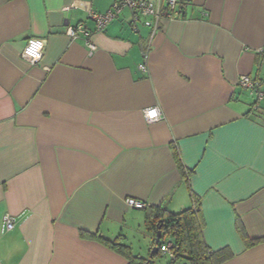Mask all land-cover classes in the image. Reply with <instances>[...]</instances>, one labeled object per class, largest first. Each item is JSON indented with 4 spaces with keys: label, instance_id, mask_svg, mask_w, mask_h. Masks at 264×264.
Returning a JSON list of instances; mask_svg holds the SVG:
<instances>
[{
    "label": "crops",
    "instance_id": "0c3cea01",
    "mask_svg": "<svg viewBox=\"0 0 264 264\" xmlns=\"http://www.w3.org/2000/svg\"><path fill=\"white\" fill-rule=\"evenodd\" d=\"M115 2L0 0V264H130L103 240L151 260L148 210L196 200L205 243L227 257L216 264H264V100L255 108L240 85L264 91V0L185 2L153 37L146 73L144 18L136 31L124 10L97 31L91 15ZM79 25L93 55L68 36ZM30 39L44 42L37 65L21 57Z\"/></svg>",
    "mask_w": 264,
    "mask_h": 264
},
{
    "label": "built area",
    "instance_id": "2783aa9c",
    "mask_svg": "<svg viewBox=\"0 0 264 264\" xmlns=\"http://www.w3.org/2000/svg\"><path fill=\"white\" fill-rule=\"evenodd\" d=\"M184 4L182 0H166L164 8L156 3L147 0H116L113 8L106 14H92L91 17L97 24V31H102L110 22L116 19L124 10H129L132 13L134 28L138 30L140 19L144 18L143 25L151 30V37L146 48L142 50L143 62L138 66L143 73L148 72V60L152 47V40L156 32L160 29L164 19H170L180 16L183 13ZM68 36L73 39H85L89 48L90 55H93L97 47L91 42L92 33L79 25L68 30ZM44 42L37 39H30L22 52V59L31 65H37L44 57ZM240 85L246 89H251L257 95V104L264 100V91L261 86L257 85L251 78L244 76L240 80ZM145 117L149 123L156 122L161 118V112L158 108H150L145 111ZM128 207L132 209H145L146 204L134 199L126 200ZM15 218L7 215L4 218V230L10 231L14 228ZM173 244H168L162 247V252H166ZM172 258L173 254L171 255Z\"/></svg>",
    "mask_w": 264,
    "mask_h": 264
},
{
    "label": "trees",
    "instance_id": "16d2710c",
    "mask_svg": "<svg viewBox=\"0 0 264 264\" xmlns=\"http://www.w3.org/2000/svg\"><path fill=\"white\" fill-rule=\"evenodd\" d=\"M182 3L185 2L182 1ZM178 162L183 175L188 177L190 172L184 169L181 160ZM146 224L147 229L154 232L156 239L158 231L161 230L162 232V239L158 244L155 239L156 246L151 252L152 261L160 257L162 247L168 245L167 242L163 241L165 237H168L173 244L171 247L173 262L179 258H184L189 260L190 264H216L227 258L224 256V252H213L205 243L203 236L204 219L200 203L197 200L193 207L179 213H170L162 208H151L147 212ZM240 232L243 233L242 230ZM243 237L246 240L244 235ZM103 241L126 256L130 264H152L151 260L135 256L130 247L123 242ZM156 249L157 251H154Z\"/></svg>",
    "mask_w": 264,
    "mask_h": 264
},
{
    "label": "rangeland",
    "instance_id": "374dc122",
    "mask_svg": "<svg viewBox=\"0 0 264 264\" xmlns=\"http://www.w3.org/2000/svg\"><path fill=\"white\" fill-rule=\"evenodd\" d=\"M255 100L254 101H256V98H254ZM139 241H143V239L140 237V238H137V240L135 241L133 238L132 239H130V243H132L133 245H131L132 246V248H133V251H136L137 253L139 252V250L143 247V246H145V245H143V244H139ZM163 241L164 242H168L169 241V238L168 237H165L164 239H163ZM143 255H145V254H143ZM167 260L168 259H161V260H159L158 259V257H157V262H156V264H166L167 263ZM185 261H182L181 263H179V264H185L184 263Z\"/></svg>",
    "mask_w": 264,
    "mask_h": 264
},
{
    "label": "water",
    "instance_id": "95a60500",
    "mask_svg": "<svg viewBox=\"0 0 264 264\" xmlns=\"http://www.w3.org/2000/svg\"><path fill=\"white\" fill-rule=\"evenodd\" d=\"M182 1L189 2L190 0H182ZM161 239H162V232H161V230H159L158 233H157L156 243L158 244L161 241ZM154 251H157V249L154 250Z\"/></svg>",
    "mask_w": 264,
    "mask_h": 264
}]
</instances>
